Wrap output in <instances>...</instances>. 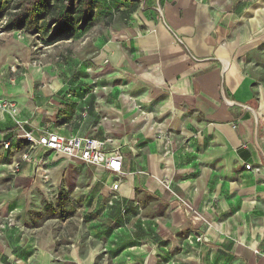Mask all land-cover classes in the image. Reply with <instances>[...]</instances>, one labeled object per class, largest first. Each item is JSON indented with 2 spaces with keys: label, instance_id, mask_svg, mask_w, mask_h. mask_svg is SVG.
<instances>
[{
  "label": "crops",
  "instance_id": "crops-1",
  "mask_svg": "<svg viewBox=\"0 0 264 264\" xmlns=\"http://www.w3.org/2000/svg\"><path fill=\"white\" fill-rule=\"evenodd\" d=\"M142 1L128 20V0H97L109 35L91 58L100 83L91 107L101 116L97 124L94 114L84 122L94 128L93 137H112L121 148L120 197L137 194L144 206L159 208L153 221L157 238L167 242V250L180 249L175 256L184 264H264V81L239 62L264 39V0ZM55 87L34 98L28 88L11 86L0 97L21 106L18 117L27 120L26 128L51 129ZM156 124L171 133V154H163ZM14 127L8 114L0 116V167L16 157L9 151L19 149L5 150L1 143ZM15 141L21 143L20 135ZM48 153L41 149L37 156ZM246 162L260 173L246 170ZM33 163L3 177L9 187L1 190L0 207L30 201ZM115 179L111 173L109 187ZM16 228L4 230L2 264L20 257L15 263L48 264L50 254L32 230L18 234ZM192 231L206 240L186 256L184 237ZM19 236L22 249L15 250ZM157 249L148 241L120 255L156 264ZM67 256L72 264H92L95 254L90 248L82 256L74 247Z\"/></svg>",
  "mask_w": 264,
  "mask_h": 264
},
{
  "label": "rangeland",
  "instance_id": "rangeland-1",
  "mask_svg": "<svg viewBox=\"0 0 264 264\" xmlns=\"http://www.w3.org/2000/svg\"><path fill=\"white\" fill-rule=\"evenodd\" d=\"M99 5L101 7L102 4ZM98 11L99 14L96 15L86 34H77L72 39L50 44L39 39L40 36L21 30L9 32L0 30V91L5 93L9 87L21 85L24 89L28 88L34 96L38 91L54 92L55 85L61 87L68 78L62 83L60 70L71 69L65 61L86 59L91 62V58L97 54L96 49H100L102 41L109 36L103 25L106 21L101 18L103 11L100 8ZM239 62L253 77L264 81V39L243 54ZM90 68L89 73L96 80L94 74L98 72H95L94 67ZM18 107L21 108L20 105ZM44 110L41 109L42 112ZM86 117L87 115L82 117L79 124L70 122L62 127L65 131L92 136L94 128L87 127ZM9 153L17 157L19 150ZM46 158L52 160L51 165L36 162L31 166L33 169L29 176L31 184L27 185L32 189L30 201L27 200L20 207L8 210L1 206L0 223L4 222L10 211H13L18 234L24 233L25 229L32 230V234L38 237V245L50 254L48 264H72L67 254L74 247L82 256L87 249L93 248L95 256L92 264H119L121 261L125 264H136L131 257H128L129 253L124 252L120 255L121 250L130 246H141L147 243L149 238V241L153 242V239L143 230L135 227L130 198H126L125 205L128 211L124 214L118 205L108 204L110 195L108 177L111 172L102 170L100 166L73 161L66 156L54 157L52 152L48 153ZM0 169L3 170L4 165ZM6 175L0 176V193L3 192L1 190L9 187V183L3 178L7 177ZM134 198L141 202L144 200V196L137 194L132 200ZM145 207V214L155 221L158 217L157 208ZM71 210H73L71 214L67 215ZM51 214L52 216L49 217L48 215ZM4 233H6L4 230H0V251L5 249L2 240L5 239L4 242L7 243V234ZM134 236L143 241L134 243L136 240L133 239ZM14 240L13 248L22 249V246L17 244L23 241L22 236ZM158 240L163 242L161 239ZM71 243L74 245H70ZM34 244L37 246V241ZM167 247L168 245L162 247V250H153L158 259L156 264H167L172 259L184 264L182 258L175 256L177 254L175 252L181 253V250L176 248L167 250ZM190 248L194 249V247ZM188 253L184 254L190 256ZM20 255L21 253L17 254L16 258L18 259ZM5 258L7 259L6 255L0 257L1 264L6 260ZM17 261L20 263V258ZM4 264L10 263L6 261ZM30 264L34 263L30 262Z\"/></svg>",
  "mask_w": 264,
  "mask_h": 264
},
{
  "label": "trees",
  "instance_id": "trees-1",
  "mask_svg": "<svg viewBox=\"0 0 264 264\" xmlns=\"http://www.w3.org/2000/svg\"><path fill=\"white\" fill-rule=\"evenodd\" d=\"M141 2L143 1L128 0L130 5L123 10V14L128 20L130 19V12L139 7ZM99 6L97 0H0V30L4 32L21 30L28 34L40 36L39 39L41 38L47 44L69 40L76 37L77 34L84 35L87 33L96 15L99 14ZM108 18L112 20L113 16H108ZM95 46L98 45L95 44ZM65 63H68L71 71L67 69L60 70L63 78L61 82L66 80V78H68V81L62 84L52 96V100L57 104L54 117L51 120L52 126L60 127L70 122L79 124L83 117L81 115L83 111H86L87 116L94 114L95 118H97L95 119V124H97L100 114L93 112L91 104L94 99L93 89L100 83L98 80H94L87 70L92 66L91 62L86 59H80L79 61L67 59ZM3 140L10 141V146L7 148L9 150L18 147L19 149L17 150L20 151L22 148V141L17 143L16 139L12 140L9 134ZM139 191V189H135V193ZM135 201L139 202L142 209L141 213L137 205L134 204ZM130 203L132 215L135 218V227L148 234L157 248L162 250V247L166 246L167 243L158 240L156 225L151 220L152 217L145 214L144 203L137 198L131 199ZM125 204H127L126 199L120 198L115 200L110 206L118 205L120 211L124 214L128 211ZM72 211H68L67 215H70ZM48 216L51 217L52 214ZM141 218H143V221ZM136 241L141 240H135L134 243ZM188 250H190V247L186 245L184 253L187 254ZM15 262L12 264H17Z\"/></svg>",
  "mask_w": 264,
  "mask_h": 264
},
{
  "label": "built area",
  "instance_id": "built-area-1",
  "mask_svg": "<svg viewBox=\"0 0 264 264\" xmlns=\"http://www.w3.org/2000/svg\"><path fill=\"white\" fill-rule=\"evenodd\" d=\"M87 70L89 71L91 68L89 67ZM19 111L20 109L16 101L0 97V116L3 118L5 114H8L15 125L14 129L10 131L12 133L11 138L17 139L20 135L22 139V148L18 156L4 165V169L0 170V175L16 173L24 163L37 162L43 165H50L52 160L37 156L38 151L42 149L49 153L52 152L54 157L66 156L73 161L96 165L109 170L116 175V179L110 186L108 204L112 205L115 200L121 198L118 191L124 174L123 152L119 146H113L114 139L112 137L104 136L103 138H96L90 135H79L77 133L66 132L64 129L62 130L57 127L51 129L46 127L39 129L33 127L26 128L24 125L27 123V120L18 117ZM141 111L144 113L142 109ZM81 115L83 117L86 116V111H83ZM105 117L103 116L102 118ZM153 127L155 128V137L162 139L163 154H171V144L173 142L171 136H169L171 133L162 130L159 124ZM11 133L8 134L11 135ZM1 143L4 149L10 146L9 140H2ZM244 167L246 170H251L256 174H259L261 170L259 166H254L247 162ZM165 184L168 185V181H165ZM134 204L137 205L141 213L142 209L139 202L135 201ZM141 220L143 221V218ZM10 227H17L13 211H10L4 222L0 223L1 231ZM205 240L206 236L204 233L192 231L186 235L184 242L189 247H194ZM16 262L19 261L16 260ZM119 264L125 263L121 261ZM167 264L181 263L176 259H172Z\"/></svg>",
  "mask_w": 264,
  "mask_h": 264
}]
</instances>
